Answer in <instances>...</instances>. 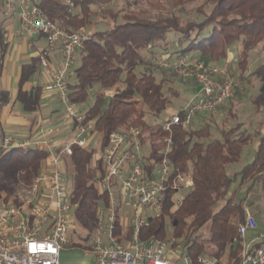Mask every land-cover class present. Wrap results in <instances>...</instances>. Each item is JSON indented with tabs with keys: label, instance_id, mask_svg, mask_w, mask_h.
I'll list each match as a JSON object with an SVG mask.
<instances>
[{
	"label": "trees",
	"instance_id": "obj_1",
	"mask_svg": "<svg viewBox=\"0 0 264 264\" xmlns=\"http://www.w3.org/2000/svg\"><path fill=\"white\" fill-rule=\"evenodd\" d=\"M71 1L70 9L68 0L36 3L63 29L87 35L75 57L78 63L71 66L66 81L70 100L84 113V125L92 124L89 136H98L95 147L72 145L68 161L73 215L77 226L90 233L96 224L99 200L105 198L95 180L104 173L98 153L110 133L140 127V141L148 149L146 160L151 159L149 166H153L160 159L165 135L161 122L171 113L167 110L172 98L178 96L176 81L197 86L195 81L179 77L172 67H164L158 60L170 62L175 54L174 60L185 56L223 64L233 53L231 46L239 42L236 65L230 63L227 72L242 81L249 52L264 39V0H204L211 4L207 11L201 7L192 11L184 8L182 5L188 0H176L168 10L164 0H122L114 6L110 5L114 0ZM38 56L39 53L21 65L18 78L16 99L26 111L38 108L43 87L35 85L28 91L23 88L35 73L37 63L40 66ZM94 88L93 101L84 108ZM241 88L246 89L245 85ZM112 89L114 92L106 100L104 92ZM239 92L236 89L216 110L196 114L200 119L206 113L224 110L226 116L220 123L217 119L202 120L193 126L192 118L188 126L172 127L171 170L188 174L193 187L180 205L169 210L167 204L157 216L147 218L141 228L142 238H165L169 234L193 258L210 255L206 249L211 247L217 264H239L243 240L238 226L245 220L244 206L253 203L235 197L232 183L239 175V185L248 182L247 193L255 185L264 191V97L254 100L260 108L257 129L250 132L240 129L238 124L226 127L229 118H237L233 101L240 99ZM253 139L256 140L252 160L230 173L229 166L241 159L244 146ZM47 157L43 149L12 148L0 151V168L21 172L27 179L35 178L42 172ZM4 191L7 196L11 194L5 187ZM7 196L0 201L5 203ZM206 225L207 236L201 232ZM82 240L74 241L72 246L82 249Z\"/></svg>",
	"mask_w": 264,
	"mask_h": 264
},
{
	"label": "built area",
	"instance_id": "obj_2",
	"mask_svg": "<svg viewBox=\"0 0 264 264\" xmlns=\"http://www.w3.org/2000/svg\"><path fill=\"white\" fill-rule=\"evenodd\" d=\"M4 14L17 15L21 29L27 34L44 36L47 47L59 55L58 62L49 68L46 52H39L42 69L49 70L47 90L55 94L62 105L63 117L72 126L73 137L54 151L55 141L49 136L41 140L0 137V151L12 148H38L47 151L52 168L42 171L31 183L28 196L19 202L0 204V264H61V251L74 249L72 243L85 242L82 253L89 255L93 264H217L211 255L191 257L170 235L165 238L141 237L147 218L157 216L169 204V210L180 205L193 187L188 174L171 170L169 155L172 149V127L188 126L199 112L214 111L232 97L236 82L223 65L205 63L185 56L173 62L159 59L164 67H172L183 79L197 85L195 95L179 111L171 112L161 122L165 135L160 148V159L149 166L148 149L140 141V127L120 128L110 133L108 142L99 150L104 173L95 180L105 198L99 200L93 230L79 228V237L68 236L75 221L71 203V184L67 171L57 167L64 156H70L72 145H85L82 134H90L92 124L84 125V113L70 100L66 77L82 48L87 35L67 31L52 21L36 3L38 0H2ZM69 9L73 2L68 0ZM146 161V162H145ZM245 220L238 226L242 238L239 264H264L261 241L264 232L248 206L243 208ZM74 231V229H72ZM71 231V232H72ZM77 233L75 235H77ZM82 234V235H81ZM74 235V236H75Z\"/></svg>",
	"mask_w": 264,
	"mask_h": 264
},
{
	"label": "rangeland",
	"instance_id": "obj_3",
	"mask_svg": "<svg viewBox=\"0 0 264 264\" xmlns=\"http://www.w3.org/2000/svg\"><path fill=\"white\" fill-rule=\"evenodd\" d=\"M122 0H114L110 5L114 6L115 5H120ZM176 3V0H164V6L166 10L171 8V5ZM210 3H205L204 0H191L185 2L182 6L188 10H193L196 7H201L203 10L207 11L210 8ZM166 10H162L164 13ZM191 10V11H192ZM156 13L154 12L153 15ZM97 20H100L99 18ZM204 32L205 34H207ZM239 42H235L231 46V52L232 54H229V59H228V66L231 63L232 66L236 65V59L239 56V53L236 54L237 51V45L239 46ZM236 54V55H235ZM175 58V54L172 55L170 62H173ZM78 63V60L75 59L73 66H76ZM217 65H223V64H217ZM235 70V67L232 68ZM43 70V69H42ZM236 71V70H235ZM244 78L242 81L238 80L235 77H232L233 80L236 82L237 87L236 89H240L239 92V100H234L233 101V106L234 109L237 111V118H229L227 121V124L224 126L226 127H231L234 124H238L240 129H246L250 132L254 131L260 126L259 123V115H260V108H258V105L256 102H254L255 99L257 98H263L264 97V39L261 40L248 54L247 57V63H246V68L242 72ZM48 81L44 80L43 86L46 85ZM176 89L178 91V96H174L172 98V101L168 107V113L170 112H175L182 108L186 101L191 99L196 91H197V86H193L192 83L186 82L184 80L181 81H176ZM245 85L246 89L243 90L241 87ZM235 89V90H236ZM96 88L91 90V94L88 95L84 108H87L91 105L93 101V93L95 92ZM114 92V90H108L105 93V98L106 100L111 96V94ZM57 106V104H56ZM226 115L224 114V110H218L214 114H208L203 117H200L199 115H195L193 117L192 125H198L202 120H207L212 122L214 119H217L216 122L220 123L223 118ZM203 118V119H202ZM215 123V122H214ZM216 124V123H215ZM255 140L253 139L252 142H249L244 146L243 152L241 154V159L233 163L229 166L228 171L230 173L239 171L241 167L250 162L253 157L254 153V144ZM98 142V136L94 135L93 139L90 143V147H95L97 146ZM147 149V147H146ZM1 165V163H0ZM34 178L27 179L23 173L21 172H11V171H6L0 168V200L2 197H6L7 194L4 191V187L9 189L11 191V194L7 196V200L5 204L10 203V202H19L20 197L28 196L30 194L29 189L31 186V183L33 182ZM67 181L69 184L72 182V175L70 172H68L67 169ZM240 182V176L238 175L235 179V181L232 183L231 190H235V197L237 198H246L247 201H252V205L250 206V209L252 212H254V217L257 222L258 228L257 231H248L252 232L254 235L257 234V232H264V191L260 189L259 186H253L250 188L249 192L247 193V186L248 182H244L243 184L239 185ZM3 203L0 201V204ZM68 236L70 234L73 235L70 236L73 240H76L77 237H79V227L77 226L76 223H72L70 226ZM74 229V231H72ZM72 231V232H71ZM80 232V231H79ZM202 234L207 236L208 234V225L204 226L201 230ZM77 233V235H75ZM247 233V237H249ZM75 235V236H74ZM82 235V234H81ZM166 236H170L167 234ZM261 245L264 248V235L261 241ZM75 250V251H74ZM66 252L65 258H63V254H61V258H63V263L65 264H93V260L89 257V255L81 253L78 249H75ZM206 252L212 255L214 253V248H207Z\"/></svg>",
	"mask_w": 264,
	"mask_h": 264
},
{
	"label": "crops",
	"instance_id": "obj_4",
	"mask_svg": "<svg viewBox=\"0 0 264 264\" xmlns=\"http://www.w3.org/2000/svg\"><path fill=\"white\" fill-rule=\"evenodd\" d=\"M42 49H45L49 68L54 67L59 60L57 51L47 47L44 36L25 33L21 29L17 15L4 14L3 1L0 0V137L15 135L18 138L41 140L45 136H49L55 141V151L59 146L72 139L73 131L70 122L63 117L62 105L55 98V94L43 86L44 80L46 81L48 78L49 70H42L37 63L35 73L23 86L27 91L35 85L43 86L37 109L26 111L16 99L21 65L30 62ZM81 138L85 140V145L88 144L90 147L93 138L88 134H82ZM50 159L48 154L42 171L52 168ZM68 161L69 156H64L58 162L57 167L66 171L68 169L70 172ZM248 235L250 237L254 234L249 232ZM71 250L74 249L62 250L63 258H65L66 252ZM63 258H61V264H65Z\"/></svg>",
	"mask_w": 264,
	"mask_h": 264
}]
</instances>
